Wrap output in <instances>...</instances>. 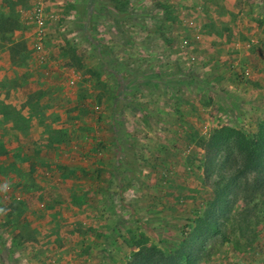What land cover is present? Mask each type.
I'll return each mask as SVG.
<instances>
[{"label":"rangeland","instance_id":"obj_1","mask_svg":"<svg viewBox=\"0 0 264 264\" xmlns=\"http://www.w3.org/2000/svg\"><path fill=\"white\" fill-rule=\"evenodd\" d=\"M38 2L0 0V56L21 57L34 80L26 95L0 93V264H125L131 230L169 252L214 194L204 165L210 133L232 125L253 135L264 118L252 115L257 96L238 62L247 49L232 45L237 27L262 15L261 0L246 8L230 0L227 18L218 0H46L51 32L42 50L51 54L42 64L33 45ZM42 97L62 108L42 114L44 129L38 111L28 114L32 127L23 114L24 102L38 107ZM30 130L33 141L5 144ZM113 167L128 181L136 168L140 187L122 196L111 189V201L105 178L88 191V178L75 180L62 200L67 187L57 195L40 188L41 179L52 185L47 171ZM206 243L198 264H264V225L245 251L220 235Z\"/></svg>","mask_w":264,"mask_h":264},{"label":"trees","instance_id":"obj_2","mask_svg":"<svg viewBox=\"0 0 264 264\" xmlns=\"http://www.w3.org/2000/svg\"><path fill=\"white\" fill-rule=\"evenodd\" d=\"M204 149L206 180L214 188L205 212L169 252L131 230L134 250L125 264H198L210 236H222L237 251L253 246L264 225V118L253 135L232 125L215 128Z\"/></svg>","mask_w":264,"mask_h":264},{"label":"crops","instance_id":"obj_3","mask_svg":"<svg viewBox=\"0 0 264 264\" xmlns=\"http://www.w3.org/2000/svg\"><path fill=\"white\" fill-rule=\"evenodd\" d=\"M229 1L230 0H218V3H220L222 6H224L223 11L226 10V13L224 12V14H223L224 18H227L228 14H229L228 13ZM245 1L246 0H241V3H242L244 8H246V4H244ZM261 3H262V5H260V6L263 7V10H259L258 12L257 11H255V12L256 13L260 12L259 14L262 13V15L254 14V12L251 13L252 16H254V15L258 16L259 15L260 16L259 19L257 17H253V19H255V20L250 21V19H249L250 24L248 23L246 25L238 26L237 27L238 33L236 32V35L239 37V39L236 40V42L233 41V43H232V45L234 47H235L234 44H237L236 45L238 48L237 52H240L241 47L242 48L246 47V49H247V53L245 54V56L242 57V55H240V58H238L239 59L238 62L240 65H243V64L248 65L247 66L248 70H247V74H246V79L249 80L248 83L252 89V92L254 94H256V96H257V99H256L257 102L252 101L253 105H252V109H251L253 117L256 116V118H254L255 120L256 119L259 120L261 117L264 116V0H261ZM256 6H259V5H256ZM25 8L26 7L22 8V15H21V19H20L21 21H24V22H25V20L27 21V19H28L27 17L29 16L28 12L23 13ZM238 13L239 12H237V14ZM260 18H263V19H260ZM50 29H51V26L48 27V29H47V35H48L47 39L50 38V32H51ZM20 32L21 31L19 30L17 33H20ZM23 34H25V32ZM32 34L30 33L29 36L31 37ZM24 37L28 38V35L24 36ZM240 38L243 40L244 39H246V40L241 42ZM37 53H38V51H37ZM45 53L49 56V59H50L51 52L45 51ZM37 61H38V59H37ZM17 63L19 66L17 65ZM19 63H23L21 57L16 56L14 58L13 54L8 53L7 51L2 52V54L0 56V64H8L7 68L9 70V72H5L6 70L4 71V69L0 71V86H3V88L0 87V89H1L0 93L2 94V92H3V96L7 95L8 97H10V98L13 97V99H14V98H17L18 96H20L21 94H23V95L28 94L27 92L29 91V89L33 88V86L31 85V82H34V80L29 79L28 73H27L28 69H26L25 67L24 68L20 67ZM228 64H230V62ZM41 74L43 76H45L44 73H41ZM41 74H39V75H41ZM5 76L8 77V78H6L7 80H4ZM238 76H237L238 78L241 77L240 75H238ZM241 78H243V77H241ZM248 89H249V87H248ZM35 102L36 101L30 102V103L24 102V104H25L23 107V114L25 116L24 118L26 121L30 120V126L32 127L33 125H35L36 121H35L34 117H30L28 114H29V112L38 111L40 113L39 116H41V120H39V124H37L36 126H41V128L44 129V127H43L44 124L42 125L41 123L46 122L47 118L45 116H42V114L47 113V110L52 111L54 113L59 112V111L61 112L62 108L59 107L58 105H55L52 103L46 104L49 102H46V99H43V97L38 102V105H41V106H38V107L34 106L36 104ZM43 104H45V105L42 106ZM3 114H4V111H1L0 112V118ZM9 120H10L9 125H11V127H13V126L15 127L14 130L16 133H20V129H19L18 125L16 123H14V124L12 123L13 119L10 118ZM48 122H50V121H48ZM255 124H257V123H255ZM16 136H18V135H16ZM20 136H22V135H20ZM43 137H44V135L42 136V138ZM6 138L7 137L3 138L4 143L6 142L5 141ZM21 138H23V139H21ZM33 138H35V136L33 135L32 131L30 130V132L28 134H26V136L15 138V139H12V138L8 139V143L6 142L5 144L10 145V143H9L10 140H12L11 141L12 144L19 142L21 140H22V142L23 141L25 142L28 139L29 140L31 139V141H33ZM25 145H23V154L22 155L26 157L28 155V151H27V148ZM8 149L11 150V148H9V147H8ZM39 170H40L41 175H44V173H45L44 169H39ZM85 170L86 169L72 171V170L56 169L55 171L52 170V172L47 171L46 172L47 176L50 175V177L53 179V181H50V183H52V185H48V187H46L44 181L41 179L39 181L40 186H41L40 188H41L42 192H44L47 189V192L54 191L55 195H57L58 191L61 190L60 186L61 185L65 186L68 188L69 191H67V190L61 191V193H63V194L62 195L58 194L57 197H59L61 200H62V197H65L68 199L69 196H71V194L74 191L75 180L88 178L86 183H89L90 185H89V187L84 188V191H88V189H91V187L94 183H95L94 187L99 186V185L102 186L104 183H106V184H104V186L108 190L106 199L111 201L112 200L111 199V195H112L111 189H114V188L118 189L121 192L120 195L122 196V195H127V193H126L127 191L131 190V191L135 192L136 187H140V184H136L137 177L139 174V173H136V172H138L136 168H132L134 176L131 177V181L127 180V175H125L124 172H122L120 170H116L115 167H113L112 169H110L108 171H106L104 168H100V169H94L93 171H91V172L89 171L88 173H86ZM41 175H40V177H41ZM101 178H105L104 183L99 182V180ZM117 179H119L118 187H116L117 185H115V183H114V181H117ZM84 182H85V180H84ZM50 186H53V187H50ZM69 187H71V189H69ZM129 187H130V189L128 190ZM92 190H95V188ZM64 195H67V197ZM58 201H59V199H58ZM56 206H58V203H56ZM220 259H224V258L223 257H216V259L212 260V263L213 264H221L220 262L216 263V261L220 260Z\"/></svg>","mask_w":264,"mask_h":264},{"label":"built area","instance_id":"obj_4","mask_svg":"<svg viewBox=\"0 0 264 264\" xmlns=\"http://www.w3.org/2000/svg\"><path fill=\"white\" fill-rule=\"evenodd\" d=\"M46 0H39L33 10V20L35 24L34 31V48L38 51V62L45 63L48 60V55L42 51L44 42L47 39V27L49 21V13L45 6Z\"/></svg>","mask_w":264,"mask_h":264},{"label":"clouds","instance_id":"obj_5","mask_svg":"<svg viewBox=\"0 0 264 264\" xmlns=\"http://www.w3.org/2000/svg\"><path fill=\"white\" fill-rule=\"evenodd\" d=\"M5 190H7V185H5ZM3 212H5V209L0 208V213H3Z\"/></svg>","mask_w":264,"mask_h":264}]
</instances>
